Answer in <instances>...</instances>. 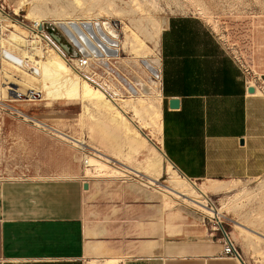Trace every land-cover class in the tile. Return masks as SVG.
Here are the masks:
<instances>
[{
    "label": "crops",
    "instance_id": "crops-1",
    "mask_svg": "<svg viewBox=\"0 0 264 264\" xmlns=\"http://www.w3.org/2000/svg\"><path fill=\"white\" fill-rule=\"evenodd\" d=\"M165 25L161 148L164 153L167 109L177 118L172 134L185 153L184 163L167 160L189 181L193 175L218 182L263 177L264 96L251 94L243 69L202 19L177 14ZM170 100L179 107L171 109ZM49 175L55 177L0 174V264H89L113 256H124L123 264H247L223 256L221 242L165 238L157 200L149 207L141 193L114 192L104 202L85 192L81 172Z\"/></svg>",
    "mask_w": 264,
    "mask_h": 264
},
{
    "label": "rangeland",
    "instance_id": "rangeland-1",
    "mask_svg": "<svg viewBox=\"0 0 264 264\" xmlns=\"http://www.w3.org/2000/svg\"><path fill=\"white\" fill-rule=\"evenodd\" d=\"M78 1L79 0H77V2L76 0H0V16L2 18V23L0 24V30L2 31H0V35L2 38H7L10 31H14L11 24H16L20 29L27 32V38L29 40L35 37L36 40L41 42V47H45V44L48 42L46 41L47 39L39 35L40 33H37L34 20L26 17L31 8L36 15L41 17L40 21L43 22L41 26L42 30H39L49 36V28L56 29L65 40V45L62 46L58 42V44L55 43L58 46L64 47L66 51V48H68L70 51H68V54L72 55L74 54V48L68 43L63 33L52 21L58 20L57 15L60 13H70L74 16H79V19H84L83 16L85 13L76 7ZM154 1L155 8L151 7L157 11L152 10L149 5V3H154ZM95 2L96 0L79 1V3L87 4ZM144 2H148V4L145 3V5ZM95 4L103 6L110 11L112 9H117L121 12L114 13L111 11L112 13L109 14L103 13L101 16H98L99 19L118 20L122 28L128 24L129 27L134 30L139 25H142L152 31L153 24H160L161 21L168 20L171 16L177 14H189L199 17L213 30L227 52L243 69L249 87L251 88V85L257 87L259 89L257 95L264 96V0H97ZM95 6L97 5H94V8ZM198 6L203 9L200 11ZM111 7L112 9H110ZM146 10H149L150 13L147 14ZM117 13H119V15ZM5 17L7 19L3 21ZM91 17L97 18V16L95 17L94 15ZM125 36L124 29H122L121 38L123 52L121 56L125 58V74L128 80L130 82L132 81L134 84L136 82L144 83L143 85L146 86L145 88H156L150 82H147L149 81L148 74L140 65V60L142 58L148 57L155 52L152 51L156 50L153 43L149 38H146V43L150 48L143 49V51L139 49V52H134L125 45ZM1 65L2 58L0 55V71H2L1 69L3 68ZM0 76L2 77L1 72ZM14 79L18 80L19 77L15 76ZM114 81L118 82L117 80ZM1 82L2 84L4 83L2 78H0V83ZM4 85L5 84L2 86H10L11 88L13 86V89L18 88L12 84ZM118 87L122 91L124 90L122 85ZM156 89L158 91L157 93H159V88L157 87ZM252 89L255 91L254 88ZM10 92L12 93V91ZM157 93L154 92V94L147 96V93L142 92V94H139L137 97H146V99L150 98L148 99L149 101H153L157 98L160 99ZM6 95L5 99H3L0 94V174L2 178L14 180L44 179L45 177H55V175H49V173H56L63 170L71 172L77 171L84 175L82 157L89 154L88 152L90 151L87 149H79L77 146H74L73 143L64 140L60 136L58 137L57 134L34 125L35 123L32 120L25 119L23 115L18 113L19 110H21L28 116L58 128L70 135H76L75 137L84 136L83 138L86 137V140L90 142L87 135V128L80 125V113H82L81 105L79 103L66 104L64 102H55L48 108L45 103L41 101V98L38 100H29V102L24 101L18 103L6 101V99H10L9 95ZM124 95L123 97H129L127 93ZM13 108L17 111H14ZM128 116L132 117V114L129 113ZM176 120L177 118L172 116L166 109L164 122V159L161 166L162 175L159 179V182L164 185L168 184V179L170 178L167 158H172L177 161V164L184 163L185 153L180 149L181 147H179L178 139L172 134V130L174 129L173 125L177 123ZM143 132L149 135L151 144L159 146L158 135H153L150 128L143 130ZM195 134L199 135L198 133ZM192 141L197 142L198 138L195 137ZM92 143L91 145H94V143L99 145L98 139ZM107 143L104 145L107 150L117 153L122 149V155H125L127 148L123 147L119 149ZM148 154V150L145 149L137 152V154L134 153L133 157L135 159L133 157L132 159H127L124 156L122 157V155V158L119 157V159L123 163L128 164L129 162V164L131 163L130 165H138L147 158ZM137 162L138 164H136ZM85 179L86 182L88 181L93 184V189L91 191L95 192V196H102L103 198H101V200L104 202H108V197H110V195L114 196L115 193V196H120L121 193L119 192H121L123 190L122 187L127 184H148L144 178L135 176L134 174L116 179L106 176H89L85 177ZM191 180L195 182L194 184L197 187L200 186L199 188L204 190L210 201V203H208L210 207L213 205L216 208L222 209V222L216 225L201 209L198 208L197 210L194 206L176 204L174 209L170 211L173 217L172 222L167 218L169 212L163 211L165 238L179 237L191 240L204 239L221 242L222 244L224 237L222 228H224L237 246L241 254V259L243 258L247 264H264V237L260 235H264V176L256 179H229L225 182H218L208 180V178L201 175H193L191 176ZM148 185L149 188L147 189H150L149 191L154 192L153 189L160 190V188L156 186ZM213 185H223L226 186L227 189L214 192L209 188ZM228 187L230 188L228 189ZM160 191L163 192V190ZM152 200L153 201H151V199L147 201L149 207L155 206L156 204V200ZM150 202H152V204ZM236 222L260 234L256 232L245 233L235 226ZM185 225L188 226L182 231H189V233L186 235L177 234L182 232L181 228ZM118 257L125 258L124 256ZM120 259L122 260V258Z\"/></svg>",
    "mask_w": 264,
    "mask_h": 264
},
{
    "label": "bare ground",
    "instance_id": "bare-ground-1",
    "mask_svg": "<svg viewBox=\"0 0 264 264\" xmlns=\"http://www.w3.org/2000/svg\"><path fill=\"white\" fill-rule=\"evenodd\" d=\"M79 1L76 7L85 13V15L83 14L84 19H79V16H74L70 13H60L57 15L58 20L52 21L63 32L69 34V37L72 38L77 45H80L79 39L75 38V36H73L69 31L71 28L69 26L73 23L77 25L80 22H85L84 24L91 23L95 29H97L96 26L101 25L105 31L110 32L111 34H117L115 36L119 38L121 53L123 52L121 31L124 29L126 35L124 42L131 51L139 52V49H141L140 51H143V49H149L150 47L147 45L145 40L146 38H149L156 49H150L156 53L154 52L152 55L149 54L150 56L140 60V65L144 70L145 67L142 62L144 59H147L155 65H159L161 63V50L158 41L161 31L166 26L165 24L167 23V19L161 21V23L159 21L160 24H153L152 31L142 25H139L137 27L138 29L136 28L135 30L129 27L128 24H125L126 26L123 25L124 27L122 28L121 23L118 20H107L116 23L115 27L117 30L114 31L105 19H99L98 16H101L103 13L109 14L112 12H119L117 9H112L111 7V12L105 7L95 4L97 0L95 3L90 4L79 3ZM145 3L148 4V2H144V4ZM94 5L97 6L94 8ZM149 5L150 7L152 6L155 8V1L154 3H149ZM152 7L151 9L154 10ZM199 9L201 11L203 8L199 7ZM154 11L157 10L155 9ZM119 13L117 14L119 15ZM149 13L150 12L148 10L147 14ZM92 15L95 17L97 16V18L91 17ZM26 17L34 20L37 33H40L39 35L45 37L48 42L45 44V47H41V42L39 40H36L35 37L32 40H29L27 38V32L20 29V27L16 24H11L14 31H10L7 38H2L0 35V55L2 58L1 66L3 67L1 69L2 71H0L2 75L0 78L4 81L3 84H12L15 87H18L17 89H13V86L12 88L5 85V87H3L1 82L0 94L3 99L7 96L6 94L10 97V99H6L8 102H29V100H38L41 98V101L44 102L48 108H50L55 102H64L66 104L79 103L82 107V113H80L81 120L79 117L81 122L80 125L87 128V135L90 142L86 140V137L83 138L84 136L75 137L76 135H70L58 128L28 116L21 110H19L18 113L23 115L25 119L32 120L35 123L34 125L57 134L58 137L60 136L64 140L73 143V145L77 146L79 149H87L90 151L88 152L89 154L82 157L85 177L106 176L116 179L122 176L125 177L134 174L135 176L144 178L148 184L160 188L163 192L157 189H153L154 192L149 191L150 189H147L149 188V185L143 183H140L141 185L138 183L127 184L122 187L123 190L121 192L141 193L148 200H157L162 211L169 212L167 218L171 222L173 217L172 214H170V211L174 209L176 204H185L188 206H194L197 210L198 208L201 209L205 215L212 219L214 224L219 225L222 222V209L216 208L213 205L210 207L208 204L210 201L204 190L199 188L200 186L197 187L194 184L195 182L189 181L184 176L180 175L168 160L167 164L170 174L168 184L164 185L159 182L162 175V161L164 159L161 148L162 114L160 99L157 98L160 96V87L157 82L151 80L148 72L146 71L149 80L147 82H150L156 88L158 87L159 93H157L158 91L156 88H145L146 86L143 85L144 83L142 84L141 82H136L134 84L132 81L130 82L125 74V58L120 55L115 57L113 56L114 58H112L109 53L104 57H101L100 55L90 56L89 54H86L87 62L84 66L80 65V61L77 59L71 61L67 58L64 51L56 43H54L46 33L39 30L43 22L40 21L41 17L33 12V9H29V13ZM1 19L2 18L0 16V24L2 23ZM6 19L7 18L5 17L3 21ZM118 32H120V36H118ZM81 37L84 39L83 35H81ZM111 63L115 65L116 69L120 70V73H123L121 74L122 76L118 78L119 82H115L111 76V72L117 73L114 69L109 68V64ZM15 76H18L19 79L15 80ZM121 85L125 91H122L118 87ZM252 88H254L255 91L251 92V94L257 95V93H259V89L251 85V89ZM10 91H12V93ZM142 92L147 93V96H150V94L152 95L155 92L158 94L156 97L157 99L149 101L148 99L150 98L146 99V97H137L139 94H142ZM126 93L129 97H123ZM130 96H133L134 98ZM15 108H13V110L17 111ZM129 113L132 114V117L128 116ZM147 128L152 130L153 135H158L159 146L151 144V138L148 134L143 132V130ZM96 139H98L99 145L97 143L91 145ZM107 142L112 147L119 149L123 147L127 148L125 155H122V149L117 153L107 150L104 146ZM145 149L148 150L149 154L142 163L138 164L137 162L136 164L138 165H130L131 163L129 164V162L128 164L123 163L119 159V157L122 158L123 156L127 159H132L134 153L137 154V152ZM87 183L89 184V187L85 192H89L93 189V184L88 181ZM209 188L214 192H220L227 189V187L223 185H213ZM229 188L230 187H228V189ZM97 189L99 190V188ZM87 196H89V194ZM88 201L89 200H87V203ZM150 203L152 204V202ZM235 226L243 230L245 233L256 232L238 222H236ZM256 233L260 234L259 232ZM260 235L264 237L263 234ZM121 258L122 260L114 256L105 257L103 259L97 258L91 260L89 264H123V257Z\"/></svg>",
    "mask_w": 264,
    "mask_h": 264
},
{
    "label": "built area",
    "instance_id": "built-area-1",
    "mask_svg": "<svg viewBox=\"0 0 264 264\" xmlns=\"http://www.w3.org/2000/svg\"><path fill=\"white\" fill-rule=\"evenodd\" d=\"M106 22H108V25H110L114 31L117 30V28L115 27V22L107 20ZM84 23L85 22H80L78 23V25L73 23L71 26H69L71 27L69 31L73 36H75V38L79 39L80 45H77L73 41V39L69 37V34L63 32L60 28L56 26L63 33L68 43L74 48V54L69 55L68 52L64 49V47L59 45V47L64 51L67 58H69L71 61L77 59L78 61H80L79 64L84 66L87 62L86 54H89L90 56L100 55L101 57H104L109 53L112 58L119 55L121 56L119 38L115 36L117 34H111L110 32L105 31V29L101 25L96 26L97 29H95L93 24ZM119 33L120 32H118V36H120ZM81 35L84 36V39L81 37ZM49 37L54 43H57V40L52 34H49ZM142 62L145 67V71L148 72L151 80L157 82L159 84V87H161V63L159 65H155L149 62L147 59H144ZM109 68L114 69L115 72H117H111V76L114 80L118 81V78L122 76L120 70L116 69L113 63L109 64ZM222 232L224 236L222 242V255L235 259H241V254L237 249V246L231 239L230 234L226 232L224 228H222Z\"/></svg>",
    "mask_w": 264,
    "mask_h": 264
},
{
    "label": "trees",
    "instance_id": "trees-1",
    "mask_svg": "<svg viewBox=\"0 0 264 264\" xmlns=\"http://www.w3.org/2000/svg\"><path fill=\"white\" fill-rule=\"evenodd\" d=\"M48 32L50 33V34H52L54 37H55V39L57 40V42L60 44V45H62V46H64L65 45V40L62 38V36L56 31V29H54V28H49V30H48ZM67 49V52L69 51V49L68 48H66ZM70 52V51H69Z\"/></svg>",
    "mask_w": 264,
    "mask_h": 264
},
{
    "label": "water",
    "instance_id": "water-1",
    "mask_svg": "<svg viewBox=\"0 0 264 264\" xmlns=\"http://www.w3.org/2000/svg\"><path fill=\"white\" fill-rule=\"evenodd\" d=\"M40 29L42 30V27H41ZM249 91H250V92H253V89L250 88ZM169 107H170L171 109H176V108H178V107H179V100H170V102H169ZM88 187H89L88 183H85V184H84V189L87 190Z\"/></svg>",
    "mask_w": 264,
    "mask_h": 264
}]
</instances>
